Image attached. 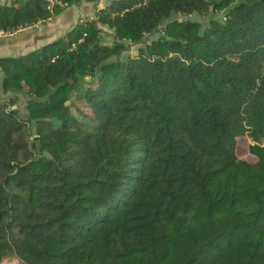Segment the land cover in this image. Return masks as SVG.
I'll return each mask as SVG.
<instances>
[{
  "label": "trees",
  "instance_id": "1",
  "mask_svg": "<svg viewBox=\"0 0 264 264\" xmlns=\"http://www.w3.org/2000/svg\"><path fill=\"white\" fill-rule=\"evenodd\" d=\"M0 94V264H264V0H109L0 56Z\"/></svg>",
  "mask_w": 264,
  "mask_h": 264
},
{
  "label": "crops",
  "instance_id": "2",
  "mask_svg": "<svg viewBox=\"0 0 264 264\" xmlns=\"http://www.w3.org/2000/svg\"><path fill=\"white\" fill-rule=\"evenodd\" d=\"M4 0H0L2 2ZM109 0H77L64 5L52 18L38 20L0 35V56L25 53L62 36L74 26L79 16L94 15L95 9Z\"/></svg>",
  "mask_w": 264,
  "mask_h": 264
},
{
  "label": "rangeland",
  "instance_id": "3",
  "mask_svg": "<svg viewBox=\"0 0 264 264\" xmlns=\"http://www.w3.org/2000/svg\"><path fill=\"white\" fill-rule=\"evenodd\" d=\"M189 18H193V19H197V20H199L202 24H204V23H206V21H207V19H208V15L207 16H205V17H201L199 14H197V13H190V14H188L187 15ZM213 16H217V14H213ZM171 17H177V18H180V14H177V13H175V14H172L171 15ZM152 36V35H151ZM100 40L102 41V42H110L112 39H111V36L109 35V33H108V31H106V30H104L102 33H101V35H100ZM135 46L136 45H132V46H130V48H129V52L131 53V52H134V50H135ZM126 53V51H123L121 54L122 55H124ZM6 96V98H8V95H2V94H0V97H5ZM24 96L25 95H23L22 93H18L17 94V98H16V100H15V103H13V105L12 106H17V109H18V112H19V114L21 115V116H26L27 115V112H26V109H25V107H24V104H25V101H24ZM30 130L32 131L33 130V128H32V125L30 126ZM31 141H34V139H31ZM30 141V142H31ZM238 144H242V141L241 140H239L238 139ZM238 151H240V152H243V149H240L239 148V150ZM4 262V264H20L17 260H15V259H7V260H4L3 261Z\"/></svg>",
  "mask_w": 264,
  "mask_h": 264
},
{
  "label": "built area",
  "instance_id": "4",
  "mask_svg": "<svg viewBox=\"0 0 264 264\" xmlns=\"http://www.w3.org/2000/svg\"><path fill=\"white\" fill-rule=\"evenodd\" d=\"M48 3H52L54 2L55 0H46ZM94 18V15H83V16H79L76 20V22H79V23H84L85 21H89L91 19ZM6 31H2L0 30V35H3ZM85 34V32H82V35ZM78 41L81 40V37L77 39ZM75 44V42H71L70 43V46L72 47L73 45Z\"/></svg>",
  "mask_w": 264,
  "mask_h": 264
},
{
  "label": "water",
  "instance_id": "5",
  "mask_svg": "<svg viewBox=\"0 0 264 264\" xmlns=\"http://www.w3.org/2000/svg\"><path fill=\"white\" fill-rule=\"evenodd\" d=\"M33 139H34V141H31L30 142L31 147H33L35 143L37 144V140H36V137L35 136H34Z\"/></svg>",
  "mask_w": 264,
  "mask_h": 264
}]
</instances>
